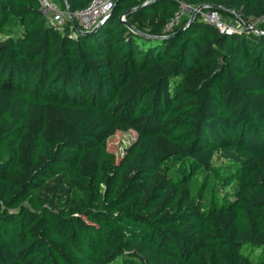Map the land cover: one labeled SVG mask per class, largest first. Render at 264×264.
<instances>
[{
    "label": "trees",
    "instance_id": "1",
    "mask_svg": "<svg viewBox=\"0 0 264 264\" xmlns=\"http://www.w3.org/2000/svg\"><path fill=\"white\" fill-rule=\"evenodd\" d=\"M146 1L83 34L0 0V264H264V33L166 29L184 1L264 31V0H155L142 35Z\"/></svg>",
    "mask_w": 264,
    "mask_h": 264
},
{
    "label": "built area",
    "instance_id": "2",
    "mask_svg": "<svg viewBox=\"0 0 264 264\" xmlns=\"http://www.w3.org/2000/svg\"><path fill=\"white\" fill-rule=\"evenodd\" d=\"M39 8L46 18V21L49 26L54 29L64 32L66 31V27L71 20L70 13L68 12V8L64 9L61 7L58 0H38ZM116 0H92L91 3L84 9L76 10L73 12V16L81 28L82 31L92 29L98 21H100L103 17H106L108 14L112 13V9L115 6ZM186 2H181V7H183ZM191 6V5H190ZM181 7L178 13L169 21L166 29H172L179 23H181L182 13ZM192 10V18H196L199 16L202 20L206 22H210L215 24L222 32L231 33L234 31H242L244 28H250V26H242L239 24L230 23V21L226 19L227 16H224L218 9L210 8L209 10H205L196 6L191 7ZM238 21H243L241 18ZM73 23V21H72ZM73 29L75 31L77 28L74 23L72 24ZM78 31V30H77Z\"/></svg>",
    "mask_w": 264,
    "mask_h": 264
},
{
    "label": "rangeland",
    "instance_id": "3",
    "mask_svg": "<svg viewBox=\"0 0 264 264\" xmlns=\"http://www.w3.org/2000/svg\"><path fill=\"white\" fill-rule=\"evenodd\" d=\"M196 6L199 7L198 5H191L190 4H184L183 7H181V13H182V18H189L188 20L193 17L192 15V10L191 7ZM234 15L227 16L226 19L227 21L229 20L230 23H235L240 24L242 26H246L244 21H238L240 20V17L238 13H235L232 11ZM199 17V16H197ZM200 18V17H199ZM194 19V18H193ZM201 19V18H200ZM204 20V19H203ZM189 21L186 23L188 24ZM254 30V29H252ZM256 31V30H254ZM137 131L134 129H129L127 131L119 130L113 135L109 136L107 141H106V150H107V156L105 158V165L108 164V161L112 159V157H116L117 160L121 159L124 157L127 152L129 151L130 146L136 141L137 139ZM214 161L217 162V164H224L226 163V159L218 154L215 155ZM109 165V164H108Z\"/></svg>",
    "mask_w": 264,
    "mask_h": 264
},
{
    "label": "water",
    "instance_id": "4",
    "mask_svg": "<svg viewBox=\"0 0 264 264\" xmlns=\"http://www.w3.org/2000/svg\"><path fill=\"white\" fill-rule=\"evenodd\" d=\"M119 1H120V0H116V2H115V6L119 3ZM153 1H155V0H148V1L144 2V3H142L141 5H138V6H136V7H133V8H131V9H129V10H126L124 13H122V15H121V19H122V20L125 22V24H126L130 29H132L133 31L138 32V33H140V34H142V35H148L147 33H145V32H143V31L139 30V29H138L135 25H133L131 22H129V21L127 20L126 16H127V14H129L130 12H132L133 10H135V9H137V8H140L141 6H144V5H146V4L150 3V2H153ZM66 3H67L68 12L70 13L71 20L73 21V23H74L75 27L77 28V30H78L79 32H82L83 34H90V33L95 32V31L98 30V29H99V28L105 23V21L111 16V13H110V14H108L106 17H103L100 21H98V23H97L92 29H90V30H86V31H82L81 28L78 26V24H77V22H76V20H75V18H74V16H73V11H72V9H71V7H70V4H69L68 0H66ZM115 6L113 7V9L115 8ZM204 7L220 8V7H222V6H221V5H213V4H209V5H203V4H202V5H199V8H202V9H203ZM113 9H112V10H113ZM238 15H239V17L245 22V24H246L247 26H250L251 29L256 30V32L264 33V31H261V30L257 29V28L255 27V25H254L253 23H250L245 17H243V15H241V14H239V13H238ZM192 20H193V18L190 19V21H192ZM190 21H189V22H190ZM188 24H189V23H188ZM188 24H186V25H185L184 27H182L181 29L186 28V26H187Z\"/></svg>",
    "mask_w": 264,
    "mask_h": 264
}]
</instances>
